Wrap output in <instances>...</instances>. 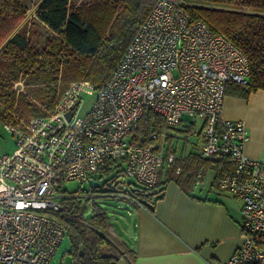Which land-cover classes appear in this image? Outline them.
<instances>
[{"label": "built area", "instance_id": "2783aa9c", "mask_svg": "<svg viewBox=\"0 0 264 264\" xmlns=\"http://www.w3.org/2000/svg\"><path fill=\"white\" fill-rule=\"evenodd\" d=\"M249 73L242 49L193 19L182 0H155L99 88L70 81L52 110L5 124L14 148L0 152V264H50L66 232L58 218L68 194L63 184L75 182L84 191L76 196L92 201L112 192L89 184L93 179L97 186L107 172H116L124 189L128 183L153 187L164 166L180 171L176 154L161 152L166 132L158 151L133 141L145 109L161 116L167 129L198 127L200 158L229 160L216 188L240 201V241L222 264H264V159L245 154V123L223 115L226 86L245 85ZM13 87L23 90L22 80ZM83 95L93 102L80 115ZM200 177L198 170L195 184Z\"/></svg>", "mask_w": 264, "mask_h": 264}, {"label": "trees", "instance_id": "16d2710c", "mask_svg": "<svg viewBox=\"0 0 264 264\" xmlns=\"http://www.w3.org/2000/svg\"><path fill=\"white\" fill-rule=\"evenodd\" d=\"M155 0H93L77 6L70 0H41L34 18L52 36L38 49L30 39L26 9L21 0H0V119L4 124L40 116L52 110L57 96L73 80H88L99 88L124 52L137 28ZM193 19L204 20L213 32L222 33L246 54L250 73L245 85L228 83L226 94L242 98L264 89V0H182ZM22 80L23 90L16 91L14 82ZM194 125L183 129L193 132ZM161 116L145 109L139 119L133 141L154 145L158 151L161 134L165 141L171 135ZM156 133V139L152 134ZM197 139L200 132H195ZM188 161H176L180 171L164 166L153 187L135 183L117 186L109 198H116L148 210L167 182L181 186L192 181L195 169L209 167L214 182L223 170L231 168L229 160L202 159L197 153L187 155ZM116 166V165H114ZM109 170V166L102 172ZM161 174L162 178H161ZM161 178V180H160ZM96 187V186H94ZM85 190V189H84ZM95 190V189H93ZM79 191V192H78ZM70 192L61 199L58 218L65 227L69 247L66 253L74 264H116L127 245L109 235L110 216L96 202ZM97 192V191H96ZM90 215L85 217V207Z\"/></svg>", "mask_w": 264, "mask_h": 264}, {"label": "crops", "instance_id": "0c3cea01", "mask_svg": "<svg viewBox=\"0 0 264 264\" xmlns=\"http://www.w3.org/2000/svg\"><path fill=\"white\" fill-rule=\"evenodd\" d=\"M70 5L77 6L71 0ZM34 14L35 10L30 16L34 18ZM34 22L39 27L28 24L33 43L39 37V32L35 33L39 28L53 35L36 18ZM223 115L245 123V154L264 159V89L246 98L226 94ZM169 133L171 139L164 142L161 152H174L176 161L183 162L189 160L188 154H198L201 138L183 128ZM209 169H195L184 189L173 181L167 182L158 193L161 197L154 200L153 210L125 203L127 208L118 214L119 218L114 222L110 219L109 230L127 245L116 264H222L232 256L240 241V201L217 190L212 169L211 182L206 184L204 175ZM198 170L201 177L195 184Z\"/></svg>", "mask_w": 264, "mask_h": 264}, {"label": "rangeland", "instance_id": "374dc122", "mask_svg": "<svg viewBox=\"0 0 264 264\" xmlns=\"http://www.w3.org/2000/svg\"><path fill=\"white\" fill-rule=\"evenodd\" d=\"M39 0H21L23 6L26 9V14L24 17V20L22 21L23 23L25 21H28V23L31 24L32 28H36L37 26L39 27V24H37L36 22H34V18L32 16H30L32 14V12L35 10L36 5L38 4ZM93 0H71L72 4H86L89 2H92ZM39 32V37H37L36 42H34V44L36 45V47L38 49H41L44 45L45 42L47 41V39H49L50 34L47 31H42L41 28L37 29L35 31V33ZM93 102V96L91 95H83L82 96V100L78 109V113L80 115L85 114V112L87 111V109L91 106ZM198 127H194L192 129V133L191 134H195V132L199 131ZM168 133L171 132V129L166 130ZM196 138V137H195ZM14 148V138L11 135V133H9L6 128H5V124L3 123V121L0 119V152H7L10 153L13 151ZM212 170L209 169L207 170V172L204 175V180L207 184V182L209 183V181L211 182V176H212ZM116 185H119L120 187L122 186L121 183H117V174L116 172L112 171V172H107V174H104L100 177H97V186L94 187L92 186L93 189L95 190H102L103 187H111L113 189L116 188ZM63 190H65V193H70L77 190V184L75 182H69V183H65L62 185ZM82 188H88L86 183H83ZM125 189V188H124ZM227 194V193H225ZM228 197H232L231 195L227 194ZM97 204L104 210L107 212V214L110 216L111 221H115L116 217L118 216V214L124 212V209L127 208L126 204L124 201L120 200V199H116V198H109L106 196H99L96 199ZM89 203L88 205L85 207V217H89L90 213H89ZM117 212V213H116ZM119 218V216L117 217ZM109 235L114 238L115 240H119L117 238V236L109 230ZM69 247V241L67 237H64V239L62 240V242L60 243L56 253L52 256L51 260H50V264H69L70 262V256L68 253H66V250Z\"/></svg>", "mask_w": 264, "mask_h": 264}, {"label": "water", "instance_id": "95a60500", "mask_svg": "<svg viewBox=\"0 0 264 264\" xmlns=\"http://www.w3.org/2000/svg\"><path fill=\"white\" fill-rule=\"evenodd\" d=\"M71 115H72V110L67 111L66 114H65L66 119L68 120ZM182 119L183 120H188V121L190 120V118L187 117V116H183ZM89 184L92 185V186H94V185H96V181L93 180V179H89Z\"/></svg>", "mask_w": 264, "mask_h": 264}]
</instances>
